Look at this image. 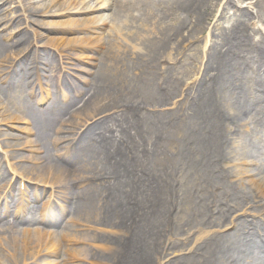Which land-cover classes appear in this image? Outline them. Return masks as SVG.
<instances>
[{
    "label": "rangeland",
    "instance_id": "1",
    "mask_svg": "<svg viewBox=\"0 0 264 264\" xmlns=\"http://www.w3.org/2000/svg\"><path fill=\"white\" fill-rule=\"evenodd\" d=\"M256 1L232 0L231 3L235 4L233 9L249 10L250 17L254 18L250 29L252 37L264 46V16L256 18L258 10L253 6ZM226 2L204 0L210 14L204 22L207 30L202 34L191 35V38L186 36L182 62L172 72L174 77L181 80L179 94L169 96L168 103H161L158 96L140 91L139 96L119 98L112 106V98L91 99L98 66L102 59L105 62L108 47L121 52L139 51V45L127 39L128 32L134 29L130 23L126 22L129 26L126 25V18L114 23L113 0H11L5 6H0L2 41L10 48L3 56V73L0 77V173L6 174V178L0 180V217L4 216L20 236L31 234L43 241L58 237L61 246H65L62 250L36 247L30 251L32 255L27 264H48L54 260L58 264H105L98 261L96 256L111 255L116 259L121 254L115 246L105 241L108 238L124 240L125 256L135 251L136 244L134 247L129 244L130 236L125 229L103 225L102 214L86 215L75 203L79 193L95 186L92 172L101 155L97 145L87 147L82 143L93 133L98 138L99 132H102L110 144L111 153H118L121 162L123 158L122 164L128 165L131 159L134 160V169L130 170L134 179L130 181L127 174L123 175L118 190L123 197L119 202L109 203L111 209L117 210L115 212L109 208L112 216L127 217L129 212L132 213L131 210L138 214L139 210L133 208L136 204L144 210L155 204L158 193L154 197L150 195L156 189V181L162 183L166 178L168 180L164 165L171 167L165 155H159L160 150L168 155L174 151L175 138L170 122L178 115L179 108L188 102V87L201 78L211 33L216 32L217 26L227 24L223 12L230 14L233 10L226 7ZM85 5H103V11L93 15L98 27H102L105 22L106 26L99 30L84 31L79 26L82 25L81 21L93 16L89 12H79ZM63 10L72 13L64 17L53 14ZM69 20L75 23L73 29L67 28L66 22ZM86 37L90 41H85ZM23 50L25 55L18 56ZM176 58L175 50H170L160 69L164 71ZM22 63L32 67L28 70V66L24 68ZM105 64L110 66L111 60H106ZM104 105L110 107L99 114ZM67 106L72 108L70 114L63 113ZM12 117H19L18 121L10 120ZM47 120L50 128L43 126ZM98 141L101 142V139L98 138ZM255 148L249 156L242 157L241 161H232L226 167L235 171L231 179L233 183L243 181L247 190L257 195L255 188L259 177L255 176L253 161L257 159V150L260 149L257 146ZM77 150L78 159L84 160L85 164L78 166L74 163L73 167L71 161L75 159L72 156ZM260 158L264 160V155ZM58 164H66L71 170L78 168V174L82 175L57 172ZM142 167H147L148 173L143 172L140 169ZM241 168H247L250 173L238 177ZM29 169L36 170L35 175L24 176ZM122 170L124 167L116 174L122 173ZM40 175L46 181L43 182ZM148 177L150 179L146 182ZM118 186L119 183L115 191ZM27 205L35 207V222L25 220L29 219V215L23 212ZM7 210L8 213L4 215ZM247 213L246 217L252 219L253 211L248 210ZM240 214L242 212L235 214V218ZM128 216L133 217L130 214ZM134 218L141 220L138 215ZM189 221L183 215L176 218L181 234L160 241V250L166 249V254L155 264H176L178 254L185 256L189 253L187 248L194 249L199 243L197 236L218 230H203ZM62 223L67 224L66 228L61 227ZM182 224L185 225L183 229ZM0 237L7 239L3 230H0ZM66 249H73L76 255L63 262ZM179 250L183 252L178 253ZM111 264H117L113 258Z\"/></svg>",
    "mask_w": 264,
    "mask_h": 264
},
{
    "label": "bare ground",
    "instance_id": "2",
    "mask_svg": "<svg viewBox=\"0 0 264 264\" xmlns=\"http://www.w3.org/2000/svg\"><path fill=\"white\" fill-rule=\"evenodd\" d=\"M9 1L0 0V6H5ZM231 2L227 0L226 7L232 8V13L223 12L227 24L217 26L216 32L211 33L201 78L188 87V102L179 108L178 115L170 122L175 146L171 155L160 150L159 155H165L171 167L164 165L168 180L166 178L162 183L156 181V189L150 195L154 197L158 193L155 204H151L148 210L136 204L133 208L139 210L138 214L133 210L129 212L133 217L129 214L120 218L112 216L109 203L122 199L118 190L123 175L127 174L130 181L134 179L130 171L135 165L134 160L131 159L128 165L122 164L123 158L121 162L118 153H111L110 144L102 132L98 136L101 142L96 138L97 134L93 133L86 144L82 143L87 147L97 145L101 155L92 172L95 186L79 193L76 205L86 215L102 214L103 225L125 229L130 236L129 244L132 247L136 244L135 251L125 256L126 243L123 239H106L121 254L116 259L111 255H97L96 259L101 263L111 264L113 258L117 264H155L166 254V249L160 250V241L181 234L176 218L183 215L203 230H218L207 235L199 233L203 235L197 236L199 243L194 249L187 248L189 253L185 256L178 254L176 264H264V160L260 158L264 155V46L252 37L250 29L254 18L250 17L249 10L233 9L235 4ZM113 3L114 23L126 18L125 23H130L134 29L128 32L126 38L137 43L139 51L121 52L108 47L105 58L107 62L111 60V64L107 66L106 60H101L92 101L100 97L112 98V106L115 100L139 96L141 91L158 96L161 103H168L169 96L181 92V80L174 77L172 72L182 62L186 36L191 38V35L202 34L207 30L204 22L209 19V7L204 5V0H113ZM253 6L258 10L256 18H262L263 0H257ZM103 9V5H85L79 12L93 15ZM71 13L70 10H63L53 14L64 17ZM96 20L93 15L81 21L82 25L79 26L84 31L99 30L106 26L105 22L102 27H98ZM66 24L68 29L75 27L73 20ZM85 41L90 40L86 37ZM9 49L2 41L0 32V77L3 73V56ZM170 50H175L177 58L163 71L160 66ZM24 53L23 50L18 56ZM22 66H28V70L32 67L23 63ZM106 107L104 105L99 114H103L105 111L102 110ZM63 111L70 114L72 108L67 106ZM18 118L12 117L10 120L18 121ZM48 123L47 120L43 126L50 128ZM255 146L260 149V152L257 150V159L253 161L255 176L259 177L255 188L257 195L248 191L243 181L233 183L231 179L235 171L226 167L232 161H241L242 157L249 156L252 150H256ZM78 154L77 150L72 156L75 159L71 161L73 167L74 163L78 166L85 164L84 160L78 159ZM123 167L122 173L116 174ZM56 169L71 176L82 175L78 174V168L71 170L66 164H58ZM140 169L148 173L147 167ZM35 171L29 169L24 176L35 175ZM249 173L247 168H241L237 175L240 177ZM5 178L6 174L1 172L0 180ZM40 178L46 181L41 175ZM145 201L149 202L148 199ZM34 210V206L27 205L24 208L23 212L29 215V219L25 220L35 222ZM248 210L254 213L252 219L246 217ZM238 212L242 214L235 218ZM6 213L8 210L4 215ZM136 215L141 220L137 221L134 218ZM3 217H0V230L6 233L7 239L0 237V264H27L32 255L30 251L36 247L42 250H62L65 247L61 246L58 237L43 241L31 234L20 236ZM66 226V223L61 224L63 228ZM184 226L182 224L181 229ZM181 252L183 250L178 251ZM75 253L73 249H66L63 262L74 258ZM120 256L122 259H119ZM48 264H58V261H49Z\"/></svg>",
    "mask_w": 264,
    "mask_h": 264
}]
</instances>
